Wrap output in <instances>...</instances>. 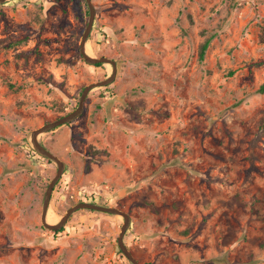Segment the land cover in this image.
Here are the masks:
<instances>
[{
  "label": "rangeland",
  "instance_id": "1",
  "mask_svg": "<svg viewBox=\"0 0 264 264\" xmlns=\"http://www.w3.org/2000/svg\"><path fill=\"white\" fill-rule=\"evenodd\" d=\"M8 1L0 264H134L117 242L121 214L81 208L44 226L57 163L31 145L110 75L76 117L38 135L64 163L53 223L93 196L128 214L123 242L138 264H264V0H90L85 52L115 72L80 51L86 0Z\"/></svg>",
  "mask_w": 264,
  "mask_h": 264
},
{
  "label": "water",
  "instance_id": "2",
  "mask_svg": "<svg viewBox=\"0 0 264 264\" xmlns=\"http://www.w3.org/2000/svg\"><path fill=\"white\" fill-rule=\"evenodd\" d=\"M7 0H0V4L4 3ZM88 7H89V17H88V22H87V26L86 29L82 35V39H81V43H80V51L84 57V59L92 64H96L99 62H106V61H110L113 65V72H115V62L105 56H100V57H96V56H92L89 55L85 52V44L86 41L88 39V35L89 32L92 28L93 22H94V7L92 6L90 0H86ZM114 74V73H113ZM113 78V75H110V77H106L105 79H102L101 81L95 82V83H90L89 85H87L81 94L80 97V101L79 104L77 106L76 109H74L73 111L61 116L60 118L50 121L48 123H45L44 125L34 129L32 131L31 134V145L32 147L41 155H43L44 157H47L49 159L54 160L57 163V171L56 174L54 175V177L52 178V180L50 181L48 188L46 190L45 196H44V202H43V210H42V215H41V219L42 222L44 224V226L52 229V230H57L60 227H62L66 220L68 219V217L77 209H81V208H87V209H91V210H97V211H103V212H107V213H111V214H121L123 215L124 218V222L121 226V230L120 233L118 235V245L120 250L125 254V256L134 264H138L136 259L134 258V256L132 255V253L128 250L127 246L125 245V243L123 242V235L126 231V229L129 226L130 223V218L128 216V214L120 209L119 207L113 206V205H104V204H99V203H95V202H90V201H79L77 203H75L74 205L70 206L66 212L62 215V217L59 219L58 222L56 223H48L46 221V214H47V210H48V204H49V200H50V196H51V192L53 190L54 184L56 183V181L58 180V178L61 176V174L63 173L64 170V163L62 162L61 159L58 158L57 155H55L54 153H52L49 149H47L38 139V135L42 132H46L49 131L51 129H53L54 127L61 125L63 123H66L70 120H72L74 117H76L83 108V101L84 98L86 97L88 91L94 87V86H100V85H105L108 82H110Z\"/></svg>",
  "mask_w": 264,
  "mask_h": 264
},
{
  "label": "trees",
  "instance_id": "3",
  "mask_svg": "<svg viewBox=\"0 0 264 264\" xmlns=\"http://www.w3.org/2000/svg\"><path fill=\"white\" fill-rule=\"evenodd\" d=\"M15 1H17V0H9L8 2H15ZM210 40H211V37L209 36V37L205 38L204 41L201 43V45H200V49H199V56H200V58H202V57L204 56V52H205V50L207 49ZM99 64H100V63H96L95 65H99ZM260 90H264V85H262V86L260 87ZM23 146H24V148H25L26 150H28V151L31 153V155L41 157V156H40V155H39L34 149H32V148L30 147V145H29L27 142H24V143H23ZM88 200H90L91 202H95V203H101L99 200H97V199L94 198L93 196H91ZM119 251H120V250H119ZM120 252H121V251H120Z\"/></svg>",
  "mask_w": 264,
  "mask_h": 264
},
{
  "label": "bare ground",
  "instance_id": "4",
  "mask_svg": "<svg viewBox=\"0 0 264 264\" xmlns=\"http://www.w3.org/2000/svg\"><path fill=\"white\" fill-rule=\"evenodd\" d=\"M85 49H86V46H85ZM56 218L57 217H56L55 213L52 210L48 209V212L46 214V220L50 223H53L56 221Z\"/></svg>",
  "mask_w": 264,
  "mask_h": 264
}]
</instances>
